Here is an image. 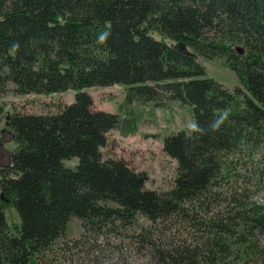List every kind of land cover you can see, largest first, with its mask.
Segmentation results:
<instances>
[{"label": "trees", "instance_id": "16d2710c", "mask_svg": "<svg viewBox=\"0 0 264 264\" xmlns=\"http://www.w3.org/2000/svg\"><path fill=\"white\" fill-rule=\"evenodd\" d=\"M195 54L223 58L241 85L224 87ZM9 82L18 94L75 91L57 113L6 119L16 147L10 164L0 165V264H36L72 217L97 229L137 214L152 221L186 216L188 202L231 174V154L258 145L264 0H0V95ZM114 84L126 86L119 111L95 109L85 88ZM152 101L189 105L193 118L163 137L178 172L162 190L102 150L110 130L134 134L143 111L136 103ZM74 158L75 166L65 164ZM8 199L20 218L13 225ZM197 224L200 252L158 248L159 264H264L256 234L264 230L263 204L240 202L237 213Z\"/></svg>", "mask_w": 264, "mask_h": 264}, {"label": "rangeland", "instance_id": "374dc122", "mask_svg": "<svg viewBox=\"0 0 264 264\" xmlns=\"http://www.w3.org/2000/svg\"><path fill=\"white\" fill-rule=\"evenodd\" d=\"M161 38L159 34H154ZM170 44L173 40L165 38ZM205 66L207 74L233 91L240 86L235 72L223 58L207 59L195 54ZM94 101V108L118 112L124 101L126 86L114 84L85 88ZM75 91L51 94H18L14 84L9 82L0 95L4 113L0 116V165H8L16 147L14 133L6 124L13 112L47 114L57 113L64 105L74 101ZM136 103L142 108L140 124L134 134L123 136L119 130L108 132V141L103 147L106 158L126 161L130 167L146 177L145 186L162 190L169 188L177 176L178 162L163 148L166 133L192 125L191 107L179 101ZM133 111V109H132ZM134 113H139L133 111ZM130 118L134 119L132 114ZM264 136V133H263ZM233 170L213 187L212 191L199 199L188 202V214L152 221L137 214L131 223L115 220L101 224L97 229H85L81 219L72 217L65 232L37 256L36 264H159L158 248L193 249L200 252L203 232L198 221H209L212 217H227L237 213L240 202H256L264 205V137L260 142L246 147L240 154H231ZM78 158L66 160L68 166H75ZM228 172V173H230ZM111 205H115L111 202ZM6 215L10 225L19 222V215L13 205L6 202ZM257 238L264 246V230L257 231ZM261 264V263H259Z\"/></svg>", "mask_w": 264, "mask_h": 264}, {"label": "water", "instance_id": "95a60500", "mask_svg": "<svg viewBox=\"0 0 264 264\" xmlns=\"http://www.w3.org/2000/svg\"><path fill=\"white\" fill-rule=\"evenodd\" d=\"M182 48H183V46H182ZM238 49L241 50L240 47H238ZM241 52H242V50H241Z\"/></svg>", "mask_w": 264, "mask_h": 264}]
</instances>
